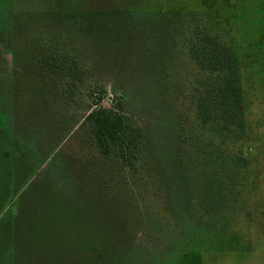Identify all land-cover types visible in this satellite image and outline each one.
Masks as SVG:
<instances>
[{"label": "rangeland", "instance_id": "obj_1", "mask_svg": "<svg viewBox=\"0 0 264 264\" xmlns=\"http://www.w3.org/2000/svg\"><path fill=\"white\" fill-rule=\"evenodd\" d=\"M211 24L223 27L234 44L235 83L252 101L247 119L257 141L250 171L257 178L242 184L241 199L232 201L229 212L214 211L219 204H199L192 193L196 213L191 205L181 206L176 216L169 205V174L156 167L153 138L160 119L152 110L159 96L173 125L217 140L225 136V126L201 124L196 110L208 78L214 77L196 63L194 44L197 50L207 44ZM200 59L204 67L214 61L217 68L222 57ZM98 106L125 115L124 141L131 145L122 157L99 155L90 146V126L83 119ZM10 113L35 143L42 163L38 171L54 159L52 167L74 184L101 181L111 187V205L106 195L92 196L100 205L97 229L79 230L83 244L79 234L69 238L72 251L64 262L52 258L50 264H264V0H5L0 4V120L6 122ZM181 141L176 138L184 167L193 175L207 169L216 186L217 168L202 162L210 148ZM23 177L5 185L2 202L18 193ZM43 180L36 173L33 183ZM221 197L225 204L219 207H232L229 196ZM2 202L0 237L9 232L2 227L10 207L1 209ZM13 205L12 222L20 224L25 202ZM0 264H7L1 252Z\"/></svg>", "mask_w": 264, "mask_h": 264}, {"label": "trees", "instance_id": "obj_2", "mask_svg": "<svg viewBox=\"0 0 264 264\" xmlns=\"http://www.w3.org/2000/svg\"><path fill=\"white\" fill-rule=\"evenodd\" d=\"M3 2L5 0H0V4ZM208 31L211 32V36ZM208 31L207 44L200 45L198 50V44H194V54L199 67L209 72L214 78H208L205 98L198 97L196 110L200 115L198 121L201 124L212 126L215 123L220 127L225 126V136L217 140L183 125H173L176 123H173L170 120L171 115L167 114L166 102L159 96L152 110L160 119L156 124L158 134L155 139L153 138L156 167L159 172L163 167L169 174L168 181L173 189V194H169V205H171V212L176 216V213L182 209L181 206L191 205V211L195 212V206L190 204L188 197L192 193H197L195 195L199 198V204L205 202L219 204L213 208L214 211L219 208L220 212H229L235 205L232 201L241 199L242 184L257 178V175L250 171V167L254 164L250 152L257 141L251 137L254 134L251 131V122L247 119L252 101L248 94L243 93L241 84L235 83L234 73L237 71L238 64L231 56L235 50L234 44L225 36L223 27L211 24L208 25ZM161 38L166 39L165 36ZM160 43L163 45L162 41ZM214 55L222 57L218 60L217 68L214 67V61L210 67H204L200 63L199 57ZM158 64L162 66L161 62ZM160 67L157 69L160 70ZM158 70L155 74L160 75ZM141 77L143 81L147 80L144 74ZM153 87L151 83L150 96ZM13 115L10 113L6 122L0 120V179H6L4 185L0 184V196L4 195L5 189L18 176L23 174L24 177L18 186V193L21 191L20 196L17 197V193L9 195L3 202L4 198L0 200L3 203L1 209L4 210L6 207L5 210H7L10 207L3 217L5 223L2 228L9 232L2 234L4 238L0 237V248H3L0 252L7 264L41 262L50 264L52 258H59L64 262L67 252L72 251L67 248L68 239L77 234L81 239V232L85 233L83 231L87 232L95 227L97 229L99 220L97 212L100 205L98 201L92 200V196L106 195L105 203L108 205L113 203L107 195L111 191L110 184L105 185L101 181L96 182V185L92 182L86 185L83 181L80 184H74L68 181L69 179L58 169L52 167L54 159L49 160L47 168L38 171L42 163H38L35 143L25 130L18 128ZM172 120L175 122L174 118ZM83 122L90 126V146L99 155L122 157L124 147H130L131 144L124 141L126 125L125 115L122 113L98 106L84 117ZM232 132L237 134V139H232L230 135ZM176 138L182 141L191 140V146L194 149L206 146L210 148L209 159H203L202 162L208 161L205 165L210 166L206 168L210 169L213 166L217 168L216 186L211 183L207 169L200 168L199 170L203 173L193 175L190 168L184 167L186 159L180 154L181 150L179 152L177 149ZM130 142L128 140V143ZM203 153L207 152L203 150ZM36 173L44 176V180L38 185L33 183ZM6 184L8 185L4 188ZM221 196H229L228 204L232 207L226 205L219 207L222 203L225 204L220 201L224 199ZM201 197L204 198L201 199ZM21 199L25 202V209L21 218L17 216L22 223L20 221V224H17L15 221L12 222L16 219V213L13 212H17L13 204L14 200L16 203ZM182 199L183 205L180 204ZM12 200L13 204L10 205ZM110 210L106 208L107 212L115 211V208ZM80 241L82 245V239Z\"/></svg>", "mask_w": 264, "mask_h": 264}]
</instances>
